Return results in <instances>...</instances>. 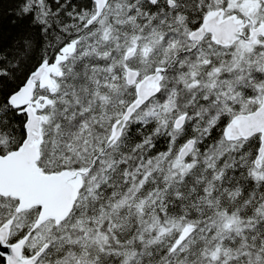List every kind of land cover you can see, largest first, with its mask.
Instances as JSON below:
<instances>
[{
    "label": "snow or ice",
    "instance_id": "snow-or-ice-1",
    "mask_svg": "<svg viewBox=\"0 0 264 264\" xmlns=\"http://www.w3.org/2000/svg\"><path fill=\"white\" fill-rule=\"evenodd\" d=\"M0 264H264V0H0Z\"/></svg>",
    "mask_w": 264,
    "mask_h": 264
},
{
    "label": "trees",
    "instance_id": "trees-1",
    "mask_svg": "<svg viewBox=\"0 0 264 264\" xmlns=\"http://www.w3.org/2000/svg\"><path fill=\"white\" fill-rule=\"evenodd\" d=\"M4 30L8 33H12L14 30L12 29V27L8 24L7 20L4 21Z\"/></svg>",
    "mask_w": 264,
    "mask_h": 264
}]
</instances>
